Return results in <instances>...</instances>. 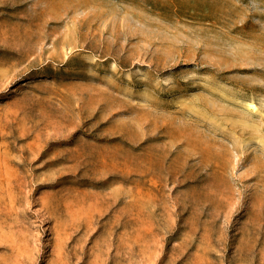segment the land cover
Returning <instances> with one entry per match:
<instances>
[{"label":"rangeland","instance_id":"obj_1","mask_svg":"<svg viewBox=\"0 0 264 264\" xmlns=\"http://www.w3.org/2000/svg\"><path fill=\"white\" fill-rule=\"evenodd\" d=\"M0 264H264V0H0Z\"/></svg>","mask_w":264,"mask_h":264}]
</instances>
